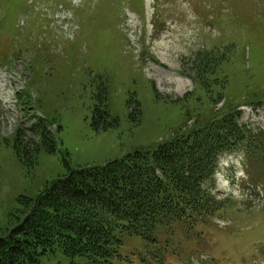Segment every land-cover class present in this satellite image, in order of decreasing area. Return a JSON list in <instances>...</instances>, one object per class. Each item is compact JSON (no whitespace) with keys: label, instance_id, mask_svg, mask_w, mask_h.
<instances>
[{"label":"rangeland","instance_id":"obj_1","mask_svg":"<svg viewBox=\"0 0 264 264\" xmlns=\"http://www.w3.org/2000/svg\"><path fill=\"white\" fill-rule=\"evenodd\" d=\"M0 78L2 235L21 197L155 148L225 102L264 129V0H0ZM244 155L220 160V218L165 228L155 249L129 238L126 264H264V159Z\"/></svg>","mask_w":264,"mask_h":264},{"label":"trees","instance_id":"obj_2","mask_svg":"<svg viewBox=\"0 0 264 264\" xmlns=\"http://www.w3.org/2000/svg\"><path fill=\"white\" fill-rule=\"evenodd\" d=\"M218 75L211 80L221 81ZM209 85L212 95L217 87ZM229 108L225 102L219 114L197 118L155 148L70 170L37 198L21 197L22 217L0 235V264H126L129 238L155 249L165 228L193 230L220 218L226 205L212 191L221 157L245 151L250 162L256 154L264 159V129L240 126ZM33 130L42 137L38 146L50 138L42 123Z\"/></svg>","mask_w":264,"mask_h":264},{"label":"bare ground","instance_id":"obj_3","mask_svg":"<svg viewBox=\"0 0 264 264\" xmlns=\"http://www.w3.org/2000/svg\"><path fill=\"white\" fill-rule=\"evenodd\" d=\"M3 82H4L3 79L0 78V95H1V96H3V95L5 94V92H6V84H5V83L3 84ZM5 102H6L7 104L11 103L10 98L7 97V98L5 99Z\"/></svg>","mask_w":264,"mask_h":264}]
</instances>
